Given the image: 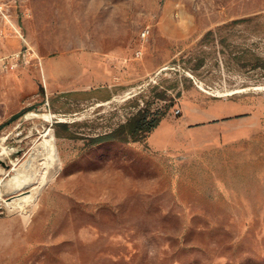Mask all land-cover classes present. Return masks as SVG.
I'll use <instances>...</instances> for the list:
<instances>
[{
  "label": "rangeland",
  "instance_id": "rangeland-1",
  "mask_svg": "<svg viewBox=\"0 0 264 264\" xmlns=\"http://www.w3.org/2000/svg\"><path fill=\"white\" fill-rule=\"evenodd\" d=\"M11 5L0 264H264V0Z\"/></svg>",
  "mask_w": 264,
  "mask_h": 264
},
{
  "label": "built area",
  "instance_id": "built-area-1",
  "mask_svg": "<svg viewBox=\"0 0 264 264\" xmlns=\"http://www.w3.org/2000/svg\"><path fill=\"white\" fill-rule=\"evenodd\" d=\"M17 0H0V70L11 71L18 69L22 62L32 59L30 48L23 47L19 50H7L6 45L12 39H20L26 42L23 30L13 15L11 3ZM148 30L142 32V38H147ZM143 54V46L136 51V56ZM23 60V61H22Z\"/></svg>",
  "mask_w": 264,
  "mask_h": 264
},
{
  "label": "trees",
  "instance_id": "trees-1",
  "mask_svg": "<svg viewBox=\"0 0 264 264\" xmlns=\"http://www.w3.org/2000/svg\"><path fill=\"white\" fill-rule=\"evenodd\" d=\"M161 119H162V116H154L151 120L148 121L146 115L142 117L140 115L138 117L137 125L141 129L145 128L146 130L151 131L159 125Z\"/></svg>",
  "mask_w": 264,
  "mask_h": 264
},
{
  "label": "water",
  "instance_id": "water-1",
  "mask_svg": "<svg viewBox=\"0 0 264 264\" xmlns=\"http://www.w3.org/2000/svg\"><path fill=\"white\" fill-rule=\"evenodd\" d=\"M0 163L3 164V165H6V162L3 161L2 159H0ZM0 208H1V206H0Z\"/></svg>",
  "mask_w": 264,
  "mask_h": 264
},
{
  "label": "crops",
  "instance_id": "crops-1",
  "mask_svg": "<svg viewBox=\"0 0 264 264\" xmlns=\"http://www.w3.org/2000/svg\"><path fill=\"white\" fill-rule=\"evenodd\" d=\"M8 44V43H7ZM6 47H7V45H6Z\"/></svg>",
  "mask_w": 264,
  "mask_h": 264
},
{
  "label": "bare ground",
  "instance_id": "bare-ground-1",
  "mask_svg": "<svg viewBox=\"0 0 264 264\" xmlns=\"http://www.w3.org/2000/svg\"><path fill=\"white\" fill-rule=\"evenodd\" d=\"M135 91V90H134Z\"/></svg>",
  "mask_w": 264,
  "mask_h": 264
}]
</instances>
